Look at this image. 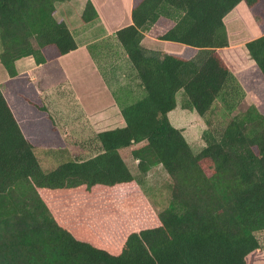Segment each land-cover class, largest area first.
Returning a JSON list of instances; mask_svg holds the SVG:
<instances>
[{"label": "trees", "instance_id": "trees-1", "mask_svg": "<svg viewBox=\"0 0 264 264\" xmlns=\"http://www.w3.org/2000/svg\"><path fill=\"white\" fill-rule=\"evenodd\" d=\"M66 1L0 0V58L10 78L22 58L41 65L78 49L55 18V3ZM243 2L260 23L246 49L264 79V0L133 1V23L115 39L143 96L125 103L116 95L126 126L95 133L87 160L45 172L0 88V264H249L264 232V114L251 105L226 122L246 92L218 51L229 47L224 19ZM98 18L89 1L83 21ZM147 34L205 56L148 51ZM179 93L182 110L207 126L199 153L169 119ZM157 166L171 181L161 213L141 179Z\"/></svg>", "mask_w": 264, "mask_h": 264}, {"label": "crops", "instance_id": "crops-1", "mask_svg": "<svg viewBox=\"0 0 264 264\" xmlns=\"http://www.w3.org/2000/svg\"><path fill=\"white\" fill-rule=\"evenodd\" d=\"M89 1L94 5L99 18L86 23L82 16ZM133 1L70 0L55 3V18L67 24L78 49L41 65L33 57L22 58L16 62L18 76L7 79L9 83L12 80L20 81L21 88L11 87L6 90L0 84L23 134L34 146L47 144L49 149H69L67 137L57 135L61 129L51 116V111L60 113L56 104L60 105L64 100L70 104L67 108L62 107L61 115L70 117L65 121L70 127L84 124L85 131L100 133L126 126L116 95L121 102L128 103L142 97L143 91L137 85L136 73L115 35L119 30L132 25ZM158 42L163 41L155 40L147 34L142 40V47L148 51L172 55L162 51L157 46ZM189 48L183 49L185 59L205 56V51ZM53 71L62 78L61 81L59 77H49ZM121 91H124L123 95L119 94ZM177 116L188 121L187 116L177 112V109L169 114L172 124L186 134L182 125H179L180 121L176 120ZM70 127L65 130L68 131Z\"/></svg>", "mask_w": 264, "mask_h": 264}, {"label": "rangeland", "instance_id": "rangeland-1", "mask_svg": "<svg viewBox=\"0 0 264 264\" xmlns=\"http://www.w3.org/2000/svg\"><path fill=\"white\" fill-rule=\"evenodd\" d=\"M225 23L229 35V47L223 49L222 51H220V53L228 64L231 71L236 75L239 82L243 86L244 91L246 92L245 101L231 116L229 115L225 118L227 122L237 114L246 111L247 108L251 105H255L258 110L264 114V79L263 76L260 75V71L258 72V67L250 59L246 49V44L248 42L259 38L262 34L260 31V23L253 17L246 3H240L227 16ZM148 35L153 37V39L155 40L157 39L153 36V34ZM157 46L162 51L171 53L174 56L182 58H184L185 56V52L183 51V49L189 48L180 44L164 41L158 42ZM2 51L3 47L0 42V55ZM46 72L49 74L47 70ZM55 72L56 71H53V73L51 72L52 74L49 75V77L55 76V78L57 79L59 76ZM7 79H9V76L1 63L0 58V84H3V87L6 90H9V88L11 87L21 88L20 81L18 82L17 80H12L9 83V80ZM58 80L61 81L62 78L59 77ZM119 94L123 95L124 92L121 91ZM181 95L182 93H179L177 97V112L184 113L187 116L188 121H186V119L184 118L179 119L178 116L176 117V120L180 121V127L182 125L183 129L186 131V134L183 135L187 139L188 143L191 145L193 151L195 153H199L206 145L205 142L202 140V134L203 131L207 129V126L204 120L199 117L195 112L192 113L189 111L182 110ZM68 104L70 103L65 102V100L64 103L63 101H61L60 105L56 104V108L60 113L55 114L53 113V111H51V116L53 120L57 122L56 126L61 129V131L59 130V133H57V135H59L60 137H67L66 142L69 147V152H61L58 155L55 153L48 154L47 149L49 148H47V144L40 145L39 147H37L36 157L38 158V161L45 172H51L55 170L59 165L69 162L71 160H87L96 154L95 146L91 144V140L93 139V135L95 133L85 131L84 128L86 126L84 124L74 126L71 125L70 127V125L65 122L66 120H69L67 118L70 117L66 118L65 116L61 115L64 109L62 107L67 108ZM219 109H221L220 103L217 105V112L214 117V121L219 120V118L221 117V110ZM78 119L79 118L76 119V122L78 121ZM69 122H72V120ZM72 126L75 128L73 129ZM69 127L71 129H69L68 131L65 130ZM65 131H67V133ZM63 133L66 135H64ZM88 143H90V145ZM123 156L132 174L136 177H140L141 175L137 167V161L131 156L130 151H125L123 153ZM141 179L143 193L146 199L149 201L150 205L156 211V213H161L162 211L167 209L170 203L171 181L162 166H157L153 168L147 174V176L141 177ZM257 237L261 242V248L260 250L252 253L247 258L249 264H264V232L258 233Z\"/></svg>", "mask_w": 264, "mask_h": 264}]
</instances>
